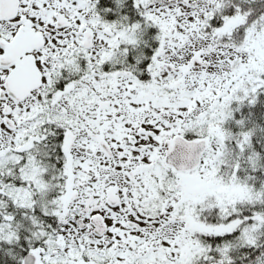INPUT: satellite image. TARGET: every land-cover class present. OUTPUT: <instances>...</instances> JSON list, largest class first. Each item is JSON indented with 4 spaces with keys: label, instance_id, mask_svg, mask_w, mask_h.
<instances>
[{
    "label": "snow or ice",
    "instance_id": "obj_1",
    "mask_svg": "<svg viewBox=\"0 0 264 264\" xmlns=\"http://www.w3.org/2000/svg\"><path fill=\"white\" fill-rule=\"evenodd\" d=\"M0 264H264V0H0Z\"/></svg>",
    "mask_w": 264,
    "mask_h": 264
}]
</instances>
